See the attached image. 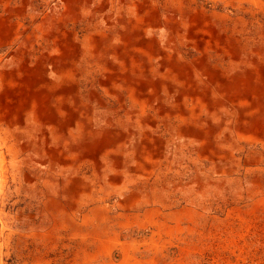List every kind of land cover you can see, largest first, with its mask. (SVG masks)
<instances>
[{"label": "bare ground", "instance_id": "obj_1", "mask_svg": "<svg viewBox=\"0 0 264 264\" xmlns=\"http://www.w3.org/2000/svg\"><path fill=\"white\" fill-rule=\"evenodd\" d=\"M0 174V198L24 182L42 213L20 237L85 264H157L211 221L212 238L249 235L264 0H0Z\"/></svg>", "mask_w": 264, "mask_h": 264}, {"label": "rangeland", "instance_id": "obj_2", "mask_svg": "<svg viewBox=\"0 0 264 264\" xmlns=\"http://www.w3.org/2000/svg\"><path fill=\"white\" fill-rule=\"evenodd\" d=\"M20 179H22V174H20ZM0 180L4 181L6 195L9 188L12 193L15 192V184L11 186L13 179L9 174H0ZM30 194L35 193L29 191L23 182L19 196L12 194V199L7 201H4L5 198H0V264H36L35 258L41 260L40 264H85L82 255L75 257L74 252L78 248L75 243L65 242L52 247V243L46 245L45 241L43 243L41 240L20 237L21 234L27 233L30 227L40 231L37 217L42 213L38 206H33L32 210L29 209L30 197L28 195ZM16 197L20 200L17 206L24 211L20 214L24 215L22 220L17 219V206H13ZM7 214L11 216L9 219L6 217ZM32 215L36 216V219ZM4 224L5 230H3ZM250 224V234L244 238L237 236L212 238L213 236L207 233L212 228V221L207 226L199 225L206 235L203 237L194 235L185 240H172L165 245L162 254L156 256V262L157 264H264V222ZM10 230L14 232V235L7 244L4 243V236ZM63 244L69 247H64ZM103 261V258H99L86 264H103Z\"/></svg>", "mask_w": 264, "mask_h": 264}]
</instances>
